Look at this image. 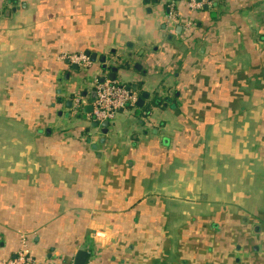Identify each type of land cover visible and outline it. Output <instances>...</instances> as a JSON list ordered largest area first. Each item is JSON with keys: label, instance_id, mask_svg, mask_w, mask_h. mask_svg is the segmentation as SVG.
<instances>
[{"label": "crops", "instance_id": "obj_1", "mask_svg": "<svg viewBox=\"0 0 264 264\" xmlns=\"http://www.w3.org/2000/svg\"><path fill=\"white\" fill-rule=\"evenodd\" d=\"M197 2L0 0V259L264 264V0Z\"/></svg>", "mask_w": 264, "mask_h": 264}, {"label": "built area", "instance_id": "obj_2", "mask_svg": "<svg viewBox=\"0 0 264 264\" xmlns=\"http://www.w3.org/2000/svg\"><path fill=\"white\" fill-rule=\"evenodd\" d=\"M191 6L198 5L197 0H185ZM176 0H166L168 7V17L175 19L174 5ZM66 57L82 66L90 63L89 56L86 53H72ZM95 88V98L92 102L90 116L93 120L101 122L107 120L110 122L121 109L133 106L136 101V93L126 85L114 79L95 77L93 80ZM0 264H44L37 261L30 251L22 246L13 254L5 259H0ZM68 264H74L73 262Z\"/></svg>", "mask_w": 264, "mask_h": 264}, {"label": "water", "instance_id": "obj_3", "mask_svg": "<svg viewBox=\"0 0 264 264\" xmlns=\"http://www.w3.org/2000/svg\"><path fill=\"white\" fill-rule=\"evenodd\" d=\"M87 54H89V56H90V59H92V60H94L95 59V54L94 53H89V51H87L86 52ZM101 60H103V57H101ZM115 68H113V70H114ZM110 78H113V75L111 74L110 75ZM145 95H146V93H144ZM94 98H95V93H94V95H93V97H91L90 98V102L88 103V104H86V105H84V110L87 112H91V110H92V102H93V100H94ZM142 99H140L139 101H141ZM95 123H97V121H95ZM100 124L104 127V131L106 130V127H107V125H108V121L107 120H103V121H101L100 122ZM84 255H85V253H84V251H79L78 252V255H77V258H79L78 256H81V258L80 259H82V256L84 257ZM80 259L78 260H76L75 261V263H77V264H82V260L80 261Z\"/></svg>", "mask_w": 264, "mask_h": 264}]
</instances>
